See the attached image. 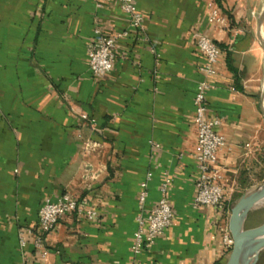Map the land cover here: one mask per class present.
I'll return each instance as SVG.
<instances>
[{"label":"crops","instance_id":"1","mask_svg":"<svg viewBox=\"0 0 264 264\" xmlns=\"http://www.w3.org/2000/svg\"><path fill=\"white\" fill-rule=\"evenodd\" d=\"M134 1L143 31L129 29L117 0H0V264H226L220 210L193 205V100L206 63L195 36L220 50L207 117L227 143L218 163L231 212L264 180V0ZM211 6L224 26L209 22ZM95 30L129 31L105 77L89 70ZM148 175L146 211L169 180L173 219L135 255ZM65 193L97 215L64 216L43 259L27 231Z\"/></svg>","mask_w":264,"mask_h":264},{"label":"built area","instance_id":"2","mask_svg":"<svg viewBox=\"0 0 264 264\" xmlns=\"http://www.w3.org/2000/svg\"><path fill=\"white\" fill-rule=\"evenodd\" d=\"M117 2L121 11L129 18V29L143 31V16L135 1L117 0ZM209 22L224 26L226 18L217 7L211 6ZM128 35L129 31H125L115 36H107L99 30H95L94 46L89 52V70L93 76L105 77L113 70L115 43L117 39ZM195 40L199 52L206 59V63L200 69L205 78L198 83L193 100L199 170L193 205L196 208L215 207L220 210L222 222L218 223L217 228L222 235L224 256L228 258L233 247V239L228 227L230 212L227 210V205L230 198L218 163L219 154L227 147V143L224 137L217 132L216 128L219 121L207 117L209 112L207 94L211 88L208 80L216 75L215 67L219 61L220 50L216 44L205 36L196 35ZM150 179L151 175H148L147 179L140 185L139 214L136 218L137 230L133 234L132 245V251L135 255H140L152 249L156 241L169 228L173 219V210L167 198L169 180L162 184L160 197L154 207L150 211H146L145 206L149 195L148 182ZM73 213L78 218L83 217L89 221H93L97 215L95 210L89 208L87 199L80 200L68 193L63 194L56 201L45 200L39 210L36 228L27 231V234L33 238L34 248L40 252L43 259H46L49 255L45 247L46 236L53 231L64 216ZM21 243L24 245L22 237Z\"/></svg>","mask_w":264,"mask_h":264},{"label":"water","instance_id":"3","mask_svg":"<svg viewBox=\"0 0 264 264\" xmlns=\"http://www.w3.org/2000/svg\"><path fill=\"white\" fill-rule=\"evenodd\" d=\"M263 202L264 184L241 196L231 209L228 227L233 247L226 264H257L264 250V223L246 228V222L250 213Z\"/></svg>","mask_w":264,"mask_h":264},{"label":"rangeland","instance_id":"4","mask_svg":"<svg viewBox=\"0 0 264 264\" xmlns=\"http://www.w3.org/2000/svg\"><path fill=\"white\" fill-rule=\"evenodd\" d=\"M264 184V180L262 182L256 183L253 189L249 191H253L259 188ZM238 198L236 199V202ZM264 223V202L258 205L249 215L248 220L246 222V228L257 227ZM257 264H264V250L260 253Z\"/></svg>","mask_w":264,"mask_h":264},{"label":"trees","instance_id":"5","mask_svg":"<svg viewBox=\"0 0 264 264\" xmlns=\"http://www.w3.org/2000/svg\"><path fill=\"white\" fill-rule=\"evenodd\" d=\"M216 2H219V0H215Z\"/></svg>","mask_w":264,"mask_h":264}]
</instances>
